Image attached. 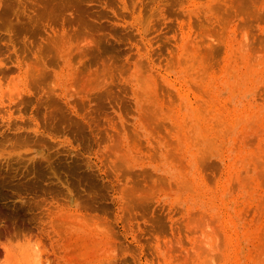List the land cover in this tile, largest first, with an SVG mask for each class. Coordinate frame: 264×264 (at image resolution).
Instances as JSON below:
<instances>
[{
  "label": "rangeland",
  "instance_id": "rangeland-1",
  "mask_svg": "<svg viewBox=\"0 0 264 264\" xmlns=\"http://www.w3.org/2000/svg\"><path fill=\"white\" fill-rule=\"evenodd\" d=\"M0 264H264V0H0Z\"/></svg>",
  "mask_w": 264,
  "mask_h": 264
}]
</instances>
